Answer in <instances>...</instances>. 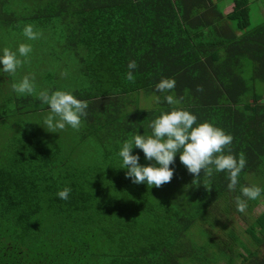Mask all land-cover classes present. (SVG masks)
Returning a JSON list of instances; mask_svg holds the SVG:
<instances>
[{"label":"trees","instance_id":"1","mask_svg":"<svg viewBox=\"0 0 264 264\" xmlns=\"http://www.w3.org/2000/svg\"><path fill=\"white\" fill-rule=\"evenodd\" d=\"M224 1L0 0V54L25 43L22 63L41 61L32 95L13 90L20 72L0 71V264H264V192L241 193L264 189V20L252 26L250 0L228 13ZM164 78L175 88L159 93ZM45 90L88 103L78 130L41 126ZM173 108L233 136L225 154L246 162L235 188L225 172L190 174L179 154L160 187L126 177L122 142Z\"/></svg>","mask_w":264,"mask_h":264},{"label":"clouds","instance_id":"2","mask_svg":"<svg viewBox=\"0 0 264 264\" xmlns=\"http://www.w3.org/2000/svg\"><path fill=\"white\" fill-rule=\"evenodd\" d=\"M23 35L28 40H36L40 32L34 30L33 25L28 24L23 28ZM32 52L30 44L21 43L17 50L3 49L0 54V71L14 74L21 66L20 57H28ZM129 71L126 79L133 80V70L137 68L136 61H130L127 65ZM175 80L164 78L155 85L159 93H168L175 88ZM18 95H32L34 86L28 77L19 83L12 85ZM42 103L49 106L48 114L43 118L42 127L50 133H58L66 127L78 130L82 120L87 116L88 103L76 98L71 92L57 90L41 91L37 97ZM159 100V97H157ZM164 100L168 105H176L179 100L173 95H165ZM148 127L150 134H134L130 139L122 142L118 156L121 159L120 169H126V177L135 184H146L160 187L171 181L174 169L170 167L175 163L179 154V160L190 174L211 176L214 172H225L229 179L228 188L233 189L238 183V178L245 167V160H237L232 154H225L226 148L232 143L233 136L226 133L212 123L197 122V116L182 108H173L170 111L161 112L153 119ZM140 149L147 164L140 163V154H133V149ZM71 189L65 187L56 195L62 199L69 198ZM264 189L253 186L243 187L242 196L248 200H256ZM247 204L245 200L237 197L238 210L243 212Z\"/></svg>","mask_w":264,"mask_h":264},{"label":"rangeland","instance_id":"3","mask_svg":"<svg viewBox=\"0 0 264 264\" xmlns=\"http://www.w3.org/2000/svg\"><path fill=\"white\" fill-rule=\"evenodd\" d=\"M226 2V3H225ZM251 2V21H252V26L257 25L258 23L262 22L264 20V0H250ZM222 8L226 13H228V11L231 10V7L234 5L233 0H226L224 2L221 3ZM23 60V59H21ZM41 61L39 59L36 60H30L29 65H26L24 63L21 64V66L17 69V73L20 72V81H22L25 77H28V74H31L32 71H30V65L32 66V68H34L35 70H37L38 64ZM144 97H142V102L144 101ZM264 211V203L259 204L255 209H254V213L255 215L260 214ZM235 215V224L238 226V228H243L246 226V222L243 221L242 217L234 214ZM214 264H222L221 261L214 263ZM225 264V263H223Z\"/></svg>","mask_w":264,"mask_h":264},{"label":"crops","instance_id":"4","mask_svg":"<svg viewBox=\"0 0 264 264\" xmlns=\"http://www.w3.org/2000/svg\"><path fill=\"white\" fill-rule=\"evenodd\" d=\"M227 11V10H226ZM229 12V11H228Z\"/></svg>","mask_w":264,"mask_h":264}]
</instances>
